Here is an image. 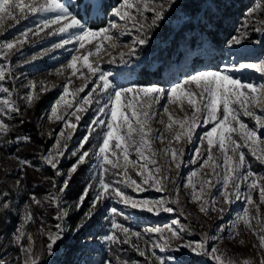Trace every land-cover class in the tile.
<instances>
[{"label":"rangeland","instance_id":"rangeland-1","mask_svg":"<svg viewBox=\"0 0 264 264\" xmlns=\"http://www.w3.org/2000/svg\"><path fill=\"white\" fill-rule=\"evenodd\" d=\"M63 2L68 5L70 10L74 13L77 11V0H63ZM154 2L156 5H159L162 0H154ZM119 3L120 0L111 7H115ZM254 3L255 0L250 1L247 9L252 7ZM111 7L108 9V12L102 14L100 17L90 15L88 23L91 26V23L93 22V25L95 24V26L92 27L98 28L105 26L109 19H115L121 28H125L126 26L127 30L130 32V34L121 37L119 36L118 31L114 30L115 40L113 42L117 44V47L107 48V50L102 51L98 57L101 68L104 71L113 73L110 80L116 87L127 88L133 84L138 86L155 84L159 87L168 89L174 83H178L180 80L184 79L186 75H192L196 71L220 70L224 65H232L233 63L239 64L240 62L258 64L261 59H264V31H255V28L257 27L264 28V25L258 23L259 20H264V13L257 12L254 14L253 18L249 19L246 29L247 38L243 41L242 45L233 48L227 46V40L230 39L232 35H237L238 29L245 31L243 25L246 20V9L243 16L240 17L237 24L234 26L230 36L220 47L212 49L213 47L203 40V42L201 41V46H192L184 50L186 57L187 54L194 57L191 61H188V63L182 61V59L175 62L172 60L169 61V59L166 61L160 59L157 60L156 57H154L148 63L150 67H154L156 64H159V61H161L163 63L165 62L164 66H166V68L162 72H159V74L155 75V80H148L156 82L139 83L135 80L131 67L148 62L147 60L150 57L148 53L149 50H152L153 48L157 49L159 44L162 45V42H160L161 40L156 37L159 30L166 25L175 26L178 24L180 16L178 15V9L176 8L177 3L174 8L166 13V21L163 22L158 29L153 30L149 43L144 46L137 45L134 55L125 56V59L130 61L127 65L119 63V54L130 52L133 48V36L138 35V33H136L130 22L126 25L125 21H120L118 18L112 17L110 15ZM131 11L133 12V15H136L135 9H132ZM82 15L83 14L81 13V16ZM144 16L147 17L148 22L151 21V12H144ZM41 18V16H31L27 20L21 21L14 28L8 30L3 35H0V39L15 38L24 29L34 28ZM43 18H47V14H45ZM9 22L11 21H6V23ZM62 38H67L66 34L45 36L44 33H41L36 37L29 36V43L24 45L20 53L11 57L10 64L0 58V66H5L6 68L10 67L11 69L10 74H6V78L0 81V87L8 88L11 92V96L0 92V100L8 98L20 109L18 113H12L10 116L0 114V120H3L9 125L10 131L14 123L21 122L28 115L32 116L34 113L33 115L35 116V119L33 129L40 142L39 147L33 150L32 158L27 159L18 155L14 150H11L10 152L6 151L10 148V145H7V138H5L7 134L0 133V205H2L3 202L10 204V209L8 210L0 207V264H24L26 256L21 252L20 245L13 242V233H15L17 227L23 222L26 205H30V211L31 209L36 210V212L48 210L47 214L50 218L49 221L43 223L38 221L36 216L34 217L33 215L32 221L25 225L24 230L32 235L34 244L28 241L27 238H24L22 243L24 247H28L31 244L35 255L41 257L38 264H84L85 261H87V264H104L105 261L110 260L108 258H101L100 260L98 257H101L100 251L104 250V247H108L109 245L102 240V237L110 230V220L105 219L109 216L108 209L111 207H116L117 209L124 208L122 204L117 203L115 200H106L101 204L96 210L94 217L89 220L86 226L78 233L67 231L65 238L59 241L55 246L56 250L54 255H48L46 249L48 239L45 233L47 230L55 231V225L57 223H63L66 228H74L75 225L81 221L84 213L89 209L92 198L95 195V186L99 184L98 177L101 172L100 165L102 163V158L96 157L95 152L98 151L99 145L103 142L102 131L106 130V127L97 126L96 132L92 134L90 141L81 150L90 151L92 153L90 157L86 158V164L89 169L93 171V174L99 170L98 176L92 182L94 190L89 193L82 208L79 210L75 208V204L84 189L78 194L74 201L66 199L63 193L60 194L61 205L63 207L71 208L69 217L63 222L58 221L55 218L58 211L57 207L48 200V197L51 194L58 191L59 186L63 183V178L56 177L54 170L51 169L50 166L43 164L40 156L47 155L49 152H55L57 138L61 139V146H63L64 139L71 133L70 139L67 140V151H65L58 166L60 172L66 177L68 170L71 168L72 164L76 162L79 155L73 156L72 152L79 147V141L87 134L88 125L94 118L107 120L110 116V112L101 113L97 116V109L107 103V95L103 93H97L95 95V98L100 100V104H92L86 113L77 112L78 115L83 117L79 122L76 121L75 116L71 115L72 112L77 111L76 108H69L66 103L61 102L58 106L56 115L64 117L65 120L72 124H78L74 131L71 127L65 124L64 120H57L55 115L51 113V106L57 101L63 92L62 85L68 82V77L71 72V69L65 68L62 74H57L56 70L62 65L67 64L68 60L71 59L73 49L76 45L68 44L62 48L53 49L52 51L47 52V54H40L44 49L52 48V45L58 43ZM86 47L90 46L86 45ZM32 56H39V58L31 63L25 64L24 60H31ZM152 56L153 53L151 57ZM113 57L117 58V62L108 63ZM96 59L97 57H90V60ZM82 71L85 76L88 77L87 87H85L84 92L79 93L77 99L81 101V107H85L86 105L83 103V97L93 90V87L96 86L93 82L98 78L91 76L86 68H83ZM232 75L234 77H240L246 82H253L255 84L264 83V75L254 69L232 72ZM30 81L37 82V87L34 91L39 93L40 96V99L31 106H29L24 99L27 93L32 90L28 87ZM41 81H43V85L40 84ZM160 82H162V84ZM85 83L86 81L83 77L72 76L71 83L69 84V93L65 95V100L73 102V94L81 86L85 85ZM157 83H160V85ZM45 86L49 90L41 91V87ZM187 87L195 93L199 92V89H197L194 84ZM139 97L140 98H137L136 94H128L127 99L124 97L121 98V104L125 105L131 101L134 109L138 108L141 104H143L144 108H147V103L143 100V94H139ZM259 100L260 104L264 106V93L260 95ZM37 104L39 106L33 111L32 109L36 107ZM165 106L174 120H183L185 114L190 117L193 109L187 103L186 99L169 102L166 96L162 97L159 103L153 106L155 115L152 116L149 125L147 126L156 130V136L151 137L150 139L151 150H155L158 154L155 157H151V150L144 148L142 151L145 157L155 159L157 161V166H159L169 177L165 182L166 191H156L154 188L148 187V185H142V187L147 190L141 192L133 191L132 188L124 187L123 185H120V187H122L128 195L138 200H159L164 198L169 201L167 206L172 207L174 211L171 213L161 212L159 215H154L146 211H138L130 212L128 215L124 216H117L116 219L119 223L131 229L132 232L140 233L139 239L136 236H130V243H127L128 247L136 254H139L136 248L133 247V245H138L139 249L145 252V255L142 256L144 264H158V257L164 258L167 264H171V262L167 260L169 256H176L181 261V264H215L211 258L194 256L187 249H181L179 252H174L171 251V249L161 251L158 247L153 248V244L155 243H164L163 240H160L161 233H151L146 230L150 228H160L163 235L169 237L170 233L167 230V226H171L177 230L181 228L185 229V231L181 233V240L173 239L170 241L173 246L179 245L184 241H199L203 238L204 234H208L209 237H218V239L214 241L211 239L208 240L209 248L211 246H216L228 256L233 257L238 261L251 259L253 264H260L261 257H264V249L260 248L257 236L253 234L251 230L247 229L242 222L237 225L235 230L232 229V224L237 215L242 213L245 206L243 196L247 192L246 184H242L241 186V198H233V202L230 205H225L224 207L227 210L221 214L219 211V208L222 206L220 198L221 185L218 183L217 177L210 167L205 166L201 168V164L207 159V141L205 140L202 143L201 137L205 132L211 129L213 124L201 123L195 129L191 142H188L183 137L177 141L173 136L174 133L179 130V124L173 123L172 129L170 131H165V124L169 123L168 114L164 112ZM252 110L257 111L255 107H253ZM30 111L33 112L31 113ZM257 114L260 113L258 112ZM49 115H52V119L48 118ZM126 115H128L134 122V118L131 116V110H129ZM241 119L250 127H253L255 124L252 118L243 116L242 114ZM161 121H164V123L162 124ZM61 130L64 132V137H60ZM161 133L164 137L163 140L159 138ZM261 135L262 138H264V133ZM233 136L236 138L237 134H233ZM169 141L171 142V147L177 152L183 150L182 158H178L181 163L179 169H176L175 163L171 159L170 152L166 153L164 151L168 146ZM114 144L115 141L110 142L107 154L110 160L119 163L121 167L119 169H113L111 164H105V167L112 171V177L106 180L107 182H112L116 179H123V176L116 177L113 173L116 171L122 172L126 163L123 152L119 149H115ZM198 147L201 148L199 157L196 155V149ZM261 148H264V144H259L257 146V152H259ZM242 150L245 152L247 161L251 164L252 171L257 173V177L264 176V164L257 162L249 153L247 147H243ZM114 152L116 155H113ZM213 154L216 157L217 163L221 165L216 171L222 172V155L218 151V146L214 147ZM128 155L129 159L135 162V168L132 164H127L128 175L139 183L143 178L137 176L136 171L139 170V166L144 163V160L137 157L135 145L128 147ZM17 157L29 161L32 169L46 172L41 178L43 190H38V187L34 189V191L28 190L23 186V182L19 183V185L16 184V181L20 179L22 174L21 166L19 165ZM148 167L154 171L156 166L149 163ZM193 172L198 173V175L191 177L197 190L201 188V184L204 180L209 181L211 184H216V187L212 188L211 191L207 185L204 186V199H208L209 196L214 198L217 201L216 211L210 210L205 214L200 211V203L194 202L191 199L192 189L191 187H185V184L189 182L190 174ZM53 179L58 182L57 188L55 189L52 187L51 183ZM5 193L7 194L6 199L4 195ZM30 194H34L37 199L42 201V204H32ZM177 195L179 203H171L170 201L177 198ZM252 195L253 199L259 202L258 190H254ZM38 208L41 209L39 210ZM124 211L128 212L129 210L124 209ZM250 212L253 216L256 215L255 208L250 207ZM260 213L261 219H264V204L260 205ZM173 221H178V223L173 224ZM93 222L94 224L91 225ZM251 223L257 230L261 227V225L257 224L255 219H253ZM42 228L44 231H42ZM230 231L239 232V235H234V238H230ZM118 235H120L121 240L124 239L122 234L118 233ZM69 247L71 248L70 250Z\"/></svg>","mask_w":264,"mask_h":264},{"label":"snow or ice","instance_id":"snow-or-ice-1","mask_svg":"<svg viewBox=\"0 0 264 264\" xmlns=\"http://www.w3.org/2000/svg\"><path fill=\"white\" fill-rule=\"evenodd\" d=\"M177 0H162L159 5H156L154 0H120V3L111 7L110 15L118 18L120 21L131 23L138 35L133 36V48L129 53L119 54V63L127 65L129 60L125 59V56H132L135 54L136 46L147 45L151 39L154 29H158L163 22L166 21V13L170 9L174 8ZM77 11L74 13L70 10L63 0H0V35H3L8 30L14 28L21 21L27 20L31 16H41L42 18L35 25L34 28H26L19 33L13 39H0V58L10 64L11 57L20 53L25 44L29 43V36H39L44 33L45 36L66 34L67 38H62L58 43L53 44L52 48L44 49L40 55L47 54V52L53 49L62 48L68 44H75L71 59L68 60L66 65H62L56 70L57 74H62L65 68L71 69L68 77V82L62 85L63 92L57 101L51 106V113L55 115L57 120H64L65 124L73 129L77 128L78 124H72L65 120L64 117L56 115L58 106L61 102L68 105L69 108L75 107L76 112H72L71 115L76 117V121L79 122L83 117L78 115L77 112L86 113L92 104H100V100L95 98L97 93H103L107 95V103L97 109V116L101 113L110 112V116L107 120L94 118L88 125V132L79 141V147L72 152L73 156H77L78 159L71 168L68 170L67 176L64 177L59 170V164L61 158L67 151V140L70 139L71 133L64 139L63 146H61V139L57 138L55 152H49L47 155H41L40 159L43 164L50 166L54 170L56 177H62L63 183L59 186L56 193L51 194L48 197L50 203L55 204L57 207L58 221L63 222L69 217L71 208L63 207L61 205V193H64L70 184L72 175L77 171L79 165L87 162L88 157L92 154L90 151H81L84 146L90 141L91 136L97 130V126H105L106 130L102 131V143L99 145V149L95 152V156L102 158L100 165L101 172L99 174V184L95 186V195L92 198L88 211L84 213L81 221L78 222L74 228H66L63 223H57L55 225V231L47 230L46 235L48 243L46 245L48 255H54L56 245L59 241L65 238L67 231L78 233L82 230L87 222L91 220L98 207L106 200H115L117 203L124 206L123 209H117L111 207L108 209L109 216L105 219L110 220V230L106 235L102 237V240L109 245H115L120 243H130V236H136L140 238V233L132 232L131 229L125 227L119 223L116 219L117 216L128 215L130 212H149L154 215H159L161 212L171 213L174 211L172 207L167 206L168 200L161 198L159 200L143 199L138 200L128 195L120 185L124 187H130L133 191L141 192L147 189L142 185H148L150 188H154L156 191H166L165 182L169 177L164 171L157 166V161L151 157H155L158 153L155 150H151V137L156 136V130L151 128L149 122L153 115H155L153 106L161 100L162 97H167L169 102L187 100V103L192 107L193 112L189 117L185 114L183 120H174L168 109L165 106L164 112L168 114L169 123L165 124V131L172 129V124H179V130L174 133L173 138L179 141L182 137L188 142H191L195 129L201 124H210L213 126L211 129L204 133L201 137V142L207 141V159L201 164V168L208 166L212 169L213 173L217 177L218 183L221 185L220 198L222 206L219 208L221 214L227 209L225 205H230L233 202V198L240 199V189L242 184H246L247 192L244 194L245 206L241 214H238L232 229L235 230L237 225L241 222L244 226L251 230L259 240L260 248L264 249V219H261L260 205L264 204V176L257 177V173L252 171L251 164L247 161L243 147H247L252 157L259 163L264 164V148H261L257 152V146L264 144V106L260 104L259 97L264 93V83L255 84L253 82H246L240 77H234L232 72L243 71L245 69H254L264 75V59H261L259 63L240 62L239 64L233 63L232 65H224L220 70H201L196 71L192 75H186L184 79L178 83H174L170 88L165 89L155 84L138 86L131 85L127 88H119L113 85L110 77L113 75L111 72L104 71L100 66L98 59L99 54L107 48H115L117 44L115 40V32L118 31L119 36L130 34L127 27L121 28L115 19H109L107 24L103 27H92L88 23L90 15L97 17L108 12L109 6L105 3V0H77ZM132 9H135L136 15H133ZM144 12H151V21L148 22L147 17L144 16ZM260 12L264 13V0H255L252 7L247 9L245 14V24L243 28L245 31L238 29L237 35H232L227 40V46L233 48L242 45L243 41L247 38V26L250 18L254 17V14ZM81 13L83 14L81 16ZM47 14V18H43ZM6 21H11L6 23ZM259 24L264 25V20H259ZM47 30V31H45ZM256 32L264 31V28H255ZM89 45L90 47H86ZM79 53V54H77ZM90 57H97L96 60H90ZM39 56H32L31 60H24V63H31L38 59ZM117 58L113 57L108 63H116ZM79 65V67H78ZM86 68L88 73L97 77L98 79L93 83L96 85L93 90L88 92L83 97V103L85 107H81V101L77 99L79 93L84 92L87 87L88 77L85 76L82 71ZM10 67L0 66V81L6 78V74H10ZM78 76L83 77L86 81L85 85L81 86L73 94V102L65 100V95L69 93V84L71 83V77ZM43 85V81L40 82ZM195 85L199 89L198 93L190 90L187 86ZM28 87L32 89L24 97L27 104L31 106L40 99L39 93L34 90L37 87V82L30 81ZM49 89L41 87V91H48ZM0 92L11 96V92L8 88L0 87ZM128 94H136L137 98L139 94H143V100L147 103V108H144L143 104L138 108H133V104L129 101L127 104H121V98L127 99ZM255 107L257 111H253ZM131 110V116L134 118V122L126 113ZM19 107L15 105L13 101L8 98L0 100V114L10 116L12 113H18ZM260 114H257V113ZM241 114L246 117H250L254 120L255 124L250 127L244 123L241 119ZM142 117V118H141ZM49 119H52V115H49ZM23 123V121H21ZM163 124L164 121H161ZM147 126V127H146ZM9 131V125L3 120H0V133L7 134ZM233 134H237L234 138ZM60 137H64V132L61 130ZM138 137V139H137ZM164 139L163 134L159 137ZM30 137H17V142H28ZM111 141H115L114 148L123 152L125 166L123 171H116L113 173L116 177L123 176V179H116L112 182L105 180V174L108 169L105 164H111L113 169H119L121 166L119 163L109 159L108 150ZM135 145V151L137 157L144 160V163L140 164L139 170L136 171V175L143 179L138 183L135 179H132L128 175L127 164H132L135 168V162L129 159L128 147ZM218 146V151L222 155V172H217L216 169L221 165L217 163L216 157L213 154L214 147ZM148 148L151 150V157H145L142 149ZM166 153L171 154V159L175 163L176 169L181 167V163L178 158H182L183 150L177 152L171 147L169 141L168 146L164 149ZM201 148L196 149V155L199 157ZM113 155H116L114 152ZM21 170L23 166L29 165L30 162L17 157ZM211 162V163H210ZM156 166L153 171L148 167V164ZM198 175L197 172L190 174V179L185 187H191V199L194 202L200 203V211L207 214L210 210L216 211L217 201L209 196L208 199H204V186L207 185L209 190L216 187V184H211L209 181L204 180L199 190L196 189L195 184L192 182L191 177ZM20 181L17 180L16 184L19 185ZM52 187L57 188V181L53 179L51 181ZM94 190V186L89 183L80 194L75 208L81 209L86 201L90 192ZM258 190L259 202L253 199V191ZM178 192V190H177ZM5 199L7 194L5 193ZM32 204L41 205L42 201L37 199L34 194H30ZM171 203H179L177 198L170 201ZM5 210L10 209V204L3 202L0 205ZM250 207L255 208L256 215L253 216L250 212ZM124 209H128L125 212ZM33 219L32 212L30 211V205H26L23 222L17 227L15 233H13V242L20 245V250L26 256L24 264H38L41 260L40 256L35 255L31 244L28 247H24L22 241L27 238L32 244L34 240L31 234L27 233L25 225L30 223ZM255 219L258 225L261 227L257 230L251 221ZM173 224L178 221H173ZM167 230L170 233L169 237H165L160 228H150L146 231L151 233H161L160 240L164 243H155L153 248H160L161 251L171 249V251L179 252L181 249H187L194 256H205L211 258L215 264H253L251 259H244L238 261L233 257L228 256L225 252L221 251L216 246L209 248L208 240H216L218 237H209L208 234H204L203 238L199 241H184L179 245H171L170 241L181 240V233L185 229L179 230L167 226ZM223 230V229H222ZM42 231L43 228H42ZM124 236V239H120V235ZM239 235V232H229V237L234 238ZM242 242V241H241ZM139 252V255L144 256L145 252L139 249L138 245H133ZM158 264H167L164 258H157ZM171 264H181V261L176 256H169L167 258ZM87 264V261L84 262ZM104 264H112L110 260L105 261ZM123 264H128V261H124ZM260 264H264V257H261Z\"/></svg>","mask_w":264,"mask_h":264},{"label":"trees","instance_id":"trees-1","mask_svg":"<svg viewBox=\"0 0 264 264\" xmlns=\"http://www.w3.org/2000/svg\"><path fill=\"white\" fill-rule=\"evenodd\" d=\"M118 1L105 0V3L110 8ZM250 1L252 0H178L176 8L178 9L180 21L175 26L166 25L159 30L156 37L161 40L162 45L159 44L157 49L149 50L150 57L152 53L153 56L148 58V62L131 67L135 80L139 83L156 82L148 80H155V75L162 72L166 66H164L165 62L159 61V64L150 67L148 63L154 57L157 60L166 61L169 59V61L175 62L182 59V61L188 63L194 57L188 54L186 57L184 54L185 49L192 46H201L203 40L209 43L213 47L212 49L220 47L230 36L234 26L248 8ZM91 26H95V24L93 25L92 22ZM160 83L162 84V82ZM160 83L157 84L160 85ZM38 106L37 104L32 110L34 111ZM33 114L23 119V123L18 122L12 125L11 130L5 136L8 141L7 145H10V148L6 151L14 150L23 158H32L33 150L40 145L33 129L35 119ZM24 136L30 137V140L28 142H17V137ZM98 171L93 174L86 163L79 165L77 171L72 175L68 188L63 193L66 199L74 201L87 184H92L99 174ZM21 172L19 180L20 183L23 182V186L32 191L37 187L38 190H43L41 178L46 172L37 171L30 166H24ZM111 175L112 171L108 170L105 174V180L110 179ZM31 212L40 222L45 223L50 220L47 214L48 210L36 212V210L31 209ZM93 224L94 222L91 223V225ZM100 255L101 257H98L100 260L101 258H108L113 264H123L124 261H128V264H144L142 256L136 254L125 243L105 246L104 250L100 251Z\"/></svg>","mask_w":264,"mask_h":264}]
</instances>
